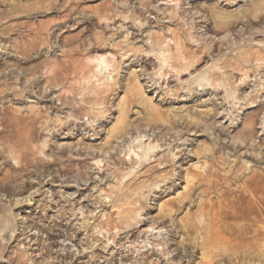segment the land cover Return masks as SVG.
Returning a JSON list of instances; mask_svg holds the SVG:
<instances>
[{
  "label": "rangeland",
  "instance_id": "obj_1",
  "mask_svg": "<svg viewBox=\"0 0 264 264\" xmlns=\"http://www.w3.org/2000/svg\"><path fill=\"white\" fill-rule=\"evenodd\" d=\"M237 194L264 264V0H0V264H204Z\"/></svg>",
  "mask_w": 264,
  "mask_h": 264
},
{
  "label": "bare ground",
  "instance_id": "obj_2",
  "mask_svg": "<svg viewBox=\"0 0 264 264\" xmlns=\"http://www.w3.org/2000/svg\"><path fill=\"white\" fill-rule=\"evenodd\" d=\"M161 56H162L163 67H167V69H169L170 71H174V66L171 64L172 61L170 60L166 50H163ZM93 61L95 64H97L98 67H100L104 71L109 70V68L111 67L108 58H106L105 56L99 55L95 57ZM147 153L148 152H144L142 157L143 156L147 157L148 155ZM134 154H135V156L133 155L134 157L140 159L142 158L140 154H137L136 152ZM97 163L101 164V161L98 160ZM253 180H255V178H252L250 181ZM240 200H241V194L239 195L237 194L236 197L231 199L227 197L222 207L223 210L221 212H217L213 208L209 207L208 211L210 212V216H211V224L209 227L208 226L207 227L210 230V233H206L205 235L206 237H204L202 242H199L198 240L195 241V239L190 241V248L196 251H199L200 249L202 250V252H205L204 258H206V262L204 264H221L223 261L226 262L227 260L228 261L231 260V258L235 259L243 255H247L251 257H254L255 255L257 256L258 238L256 237L259 236V230H258L256 218L259 209L256 208L253 204H250L248 208L244 207L242 205V201L240 202ZM139 218H141V216H139ZM244 220H246L247 223H242V221ZM202 230L204 229L197 227V231L200 232ZM100 231L99 234L102 235V232ZM245 231L247 234H245ZM120 232L121 229L119 231L117 230L116 235L119 234ZM193 232H195V230ZM146 233L150 234V236L152 237L157 236V238H155L156 241L164 240V238L162 237L164 236L163 235L164 232L163 230H161L160 227L157 226L155 227L154 225H152L148 228ZM106 234L109 233L107 232ZM246 242L248 244L247 245L248 247L245 244ZM133 244L134 243H132V245ZM165 245H166L165 243L163 245L160 243L155 244V246L158 248V251H161V253H163L166 250ZM188 257L190 258V260L187 264H193L194 261L193 255L190 256V254H188ZM244 261L242 260V262Z\"/></svg>",
  "mask_w": 264,
  "mask_h": 264
}]
</instances>
